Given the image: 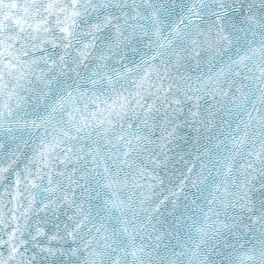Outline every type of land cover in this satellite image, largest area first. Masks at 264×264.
Returning <instances> with one entry per match:
<instances>
[{"label": "snow or ice", "instance_id": "snow-or-ice-1", "mask_svg": "<svg viewBox=\"0 0 264 264\" xmlns=\"http://www.w3.org/2000/svg\"><path fill=\"white\" fill-rule=\"evenodd\" d=\"M0 264H264V0H0Z\"/></svg>", "mask_w": 264, "mask_h": 264}, {"label": "water", "instance_id": "water-1", "mask_svg": "<svg viewBox=\"0 0 264 264\" xmlns=\"http://www.w3.org/2000/svg\"><path fill=\"white\" fill-rule=\"evenodd\" d=\"M183 154L185 155V158H189V159H190V157L187 156V153H186V152L183 153ZM177 159H178V158H177ZM182 166H183V162H182V161L179 162V163H176V168H177V169L182 168ZM169 167L171 168L172 165H169ZM178 174H179V173L177 172L176 175H178ZM173 179H175V177H173Z\"/></svg>", "mask_w": 264, "mask_h": 264}]
</instances>
